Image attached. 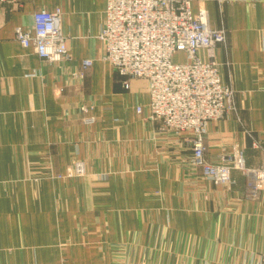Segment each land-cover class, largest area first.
Here are the masks:
<instances>
[{
    "label": "crops",
    "instance_id": "0c3cea01",
    "mask_svg": "<svg viewBox=\"0 0 264 264\" xmlns=\"http://www.w3.org/2000/svg\"><path fill=\"white\" fill-rule=\"evenodd\" d=\"M106 1L19 0L0 14V264H260L264 193L247 200L237 170L229 189L213 185L192 164L189 134L144 118L147 82L125 85L103 59ZM191 7L224 30L215 61L234 92L235 110L208 123L204 160L238 146L246 166L264 164V0ZM56 9L68 52L48 63L14 29ZM76 162L84 173L69 175Z\"/></svg>",
    "mask_w": 264,
    "mask_h": 264
},
{
    "label": "built area",
    "instance_id": "2783aa9c",
    "mask_svg": "<svg viewBox=\"0 0 264 264\" xmlns=\"http://www.w3.org/2000/svg\"><path fill=\"white\" fill-rule=\"evenodd\" d=\"M195 0H107L99 32L103 59L126 85L130 79L147 82L146 120L159 123L163 131L175 135L189 134L187 142L192 163L203 178L214 185L228 188L235 184L231 173L240 171L245 178L244 196L257 200L264 189V164L246 166L244 153L235 146L219 157V164L204 160V139L209 122L219 121L234 111V92L222 83L215 48L225 42L224 30L212 29L203 8L196 13ZM199 3L204 0H197ZM19 0H0V14L19 10ZM14 38L22 48L48 63L67 57V38L61 31V13L40 10L32 15L31 24L14 29ZM184 53L185 62H174L177 53ZM92 65L81 60L78 72L82 78ZM92 106L82 105L79 112L85 125L95 123ZM135 112L142 114V107ZM257 147V144H254ZM83 164L76 162L69 175H82ZM260 264H264V257Z\"/></svg>",
    "mask_w": 264,
    "mask_h": 264
},
{
    "label": "rangeland",
    "instance_id": "374dc122",
    "mask_svg": "<svg viewBox=\"0 0 264 264\" xmlns=\"http://www.w3.org/2000/svg\"><path fill=\"white\" fill-rule=\"evenodd\" d=\"M185 55H184V53H182V52H180V53H177V54H175V56H174V62H179V63H184L185 62ZM193 164V163H192ZM194 166V165H193ZM196 167V166H195ZM254 167H256V166H253L252 168H254ZM197 168V167H196ZM251 168V167H250ZM199 169V168H198ZM240 172V171H239ZM241 173V172H240ZM242 174V173H241ZM205 179V178H204ZM206 180V179H205ZM213 184V183H212ZM214 185V184H213ZM233 185H235V184H233ZM232 185V186H233ZM221 186H224V185H221ZM231 186V187H232ZM224 187H226V188H228L227 186H224ZM230 188V187H229ZM228 188V189H229ZM244 188H245V185H244ZM264 193V189H262V190H260L259 191V194H258V198H257V200H251V199H248V198H246L245 196V198L247 199V200H250V201H255V202H258L259 200H260V198H261V196H262V194ZM243 194H244V191H243ZM264 257V256H263ZM263 257H262V259H263ZM261 259V260H262ZM261 263V262H260Z\"/></svg>",
    "mask_w": 264,
    "mask_h": 264
}]
</instances>
